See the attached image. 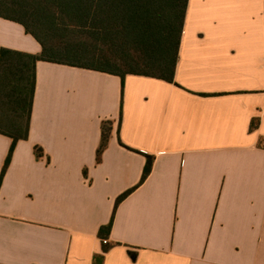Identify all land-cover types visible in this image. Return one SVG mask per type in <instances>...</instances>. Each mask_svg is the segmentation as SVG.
Listing matches in <instances>:
<instances>
[{"label":"crops","instance_id":"obj_1","mask_svg":"<svg viewBox=\"0 0 264 264\" xmlns=\"http://www.w3.org/2000/svg\"><path fill=\"white\" fill-rule=\"evenodd\" d=\"M0 48L42 51L1 17ZM261 139L264 0H189L173 83L39 62L29 138L0 188V264H264ZM11 144L0 134V176Z\"/></svg>","mask_w":264,"mask_h":264},{"label":"trees","instance_id":"obj_2","mask_svg":"<svg viewBox=\"0 0 264 264\" xmlns=\"http://www.w3.org/2000/svg\"><path fill=\"white\" fill-rule=\"evenodd\" d=\"M189 0H0V17L19 23L42 46L40 54L0 48V134L12 144L1 176L10 166L17 144L27 140L37 86V64L50 62L120 76L151 77L173 83L179 60ZM254 119L251 130L257 129ZM113 122L102 125L97 163L102 161ZM264 147V139L260 140ZM37 158L44 150L35 149ZM154 157L147 155L141 186L150 176ZM116 201V208L135 190ZM116 210V209H115ZM113 220L102 226L103 253L110 241ZM130 257L137 253L129 250ZM104 260V256L96 257Z\"/></svg>","mask_w":264,"mask_h":264}]
</instances>
